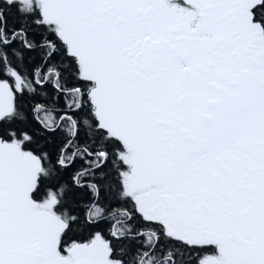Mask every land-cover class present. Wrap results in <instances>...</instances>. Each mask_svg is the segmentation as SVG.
<instances>
[{"label": "snow or ice", "instance_id": "obj_1", "mask_svg": "<svg viewBox=\"0 0 264 264\" xmlns=\"http://www.w3.org/2000/svg\"><path fill=\"white\" fill-rule=\"evenodd\" d=\"M0 264H264V0H0Z\"/></svg>", "mask_w": 264, "mask_h": 264}]
</instances>
